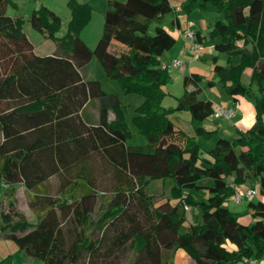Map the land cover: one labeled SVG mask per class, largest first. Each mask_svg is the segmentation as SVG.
<instances>
[{"label":"trees","instance_id":"obj_1","mask_svg":"<svg viewBox=\"0 0 264 264\" xmlns=\"http://www.w3.org/2000/svg\"><path fill=\"white\" fill-rule=\"evenodd\" d=\"M11 3L0 0L2 235L43 264H171L180 248L196 264L264 259V202L249 198V223L225 203L236 186H257L264 195V0H107L98 47L115 88L111 93L85 74L95 56L80 35L92 15L89 3L68 0L71 18L61 35L62 18L55 11L43 5L32 12V28L56 43V51L44 55L35 51L24 20L7 13ZM175 4L227 10L208 38L196 31V39L227 54L226 65L212 57V70L232 101L251 94L253 84L260 91L254 123L234 137H218L209 157L201 155L195 136L177 128L173 108L161 104L162 84L172 78L161 56L177 42L163 21L175 12L171 26H180ZM113 40L126 49H107ZM247 67L252 68L248 85L242 81ZM183 84L175 109L188 110L196 135L210 137L214 131L204 123L215 107L200 97L202 76L187 74ZM130 91L145 97L134 117L145 144L127 143L122 98ZM94 100L99 117L90 122L83 110ZM177 136L180 142L173 140ZM99 163L110 171L111 187L97 214ZM53 176L59 188L55 196L43 190ZM153 179H161L168 192L149 193ZM19 183L29 191L36 222L16 211ZM192 204L200 206L198 223L187 221L184 206Z\"/></svg>","mask_w":264,"mask_h":264},{"label":"rangeland","instance_id":"obj_2","mask_svg":"<svg viewBox=\"0 0 264 264\" xmlns=\"http://www.w3.org/2000/svg\"><path fill=\"white\" fill-rule=\"evenodd\" d=\"M82 3H89L92 8V15L90 21L81 28V37L93 48L95 49V56L90 64L85 68V74L89 78L99 79L102 85V88L107 92H114V85L109 78V76L105 73L101 63H100V54L102 52L101 47H98V43L100 41L103 24H104V14L107 8V0H78ZM173 3L178 2L180 0H171ZM47 6L53 11H55L62 18V27L58 34H63L68 26L69 20L71 18V9L68 6V0H12V3L7 8V13L11 16H17L24 20V31L27 32L28 37L33 42L36 52L38 54L44 55L49 54L56 51V43L50 39L46 38L43 33L35 30L30 25L28 19L32 12L35 9H38L40 6ZM226 9H218L216 7L211 8H193L190 10L184 8H178L177 14L181 18L182 25L181 28L177 26H171V20L175 15V12H168L165 14L163 24L168 28L176 37L177 42L175 45L166 50L162 56L161 60L163 64H171L174 56L176 55L183 61L182 66H173L170 65L169 69L172 72V78L167 82L162 84V90L164 95L161 98V104L166 108H173L170 112V117L177 124V128L186 131L192 136L199 138L197 142L201 146V155L209 157V149L212 148L216 140L218 139L217 135L214 138L205 135H196L194 132V128L192 125L191 114L188 110H178L175 109L178 103V97L182 95L185 90L183 84V78L185 75L190 74L191 72H199L203 77L202 80V92L200 94L201 98H207V96H212L213 98H217L220 104H225L230 97L228 91L225 88V85L214 72L211 70V62H210V54L208 52V47L206 45H212L211 41H208L200 46L197 50L192 51L191 55H185L184 52L179 54L180 49H182V41L183 38L181 36V31L184 28H191L196 32V29H200L204 35L208 38L210 36V31L213 28V25L220 18H226ZM185 25L184 27H182ZM102 28V29H101ZM181 36V37H180ZM183 40V39H182ZM185 47L188 49L190 47V41L188 39L185 40ZM190 44H189V43ZM110 51H121L125 50L126 47L122 43L113 40V42L107 47ZM185 51V49H184ZM221 64H227V54L223 53L221 58ZM185 67V68H183ZM215 76L216 82L214 85L208 84V79L213 78ZM244 84H249L248 77L244 76L242 78ZM252 93L243 96L242 99H245L246 102L250 103L255 107L256 97L260 95V91L257 85L253 84L251 86ZM145 97L142 93L137 91H130L124 94L122 98V111L124 114V120L126 122V127L128 131L127 135V143L128 144H145L147 143V138L143 132L140 131L138 125L134 121L135 115H137V108L143 103ZM216 102V101H215ZM89 108L94 107L95 102L89 104ZM249 116V119L252 117V111L249 110L246 112V117ZM225 118V117H221ZM213 139V140H212ZM173 140L180 142L179 136L173 137ZM98 175L100 178V192L102 193L99 201V206H97L96 213L99 214L100 211L105 207L106 197L109 195V189L111 187V173L107 168H103L100 163L98 164ZM250 183H256V179L251 178ZM19 186V185H17ZM147 191L152 194H160L163 192H168L167 188L163 187L161 179H153L148 182ZM43 190L46 193L55 196L59 192L58 188V179L56 176L50 177L44 183ZM196 198V197H195ZM254 199L264 198V195L258 194L253 197ZM249 198H243L241 202H235L231 197L226 199L225 203L227 206L235 212L240 217L249 216L250 208L247 206ZM30 194L28 189L23 185L17 187L16 190V211H18L22 216L30 220L31 222L37 221V216L34 210L29 205ZM4 211H7L8 205L5 200ZM188 222L198 223L201 221L200 215V206L199 204H192L188 210ZM16 218V216H15ZM142 243V239L137 237V247H139ZM178 260L171 264H181ZM0 264H43L42 260L32 257L26 254L22 249L19 248L17 243L12 240L5 238L0 231Z\"/></svg>","mask_w":264,"mask_h":264},{"label":"crops","instance_id":"obj_3","mask_svg":"<svg viewBox=\"0 0 264 264\" xmlns=\"http://www.w3.org/2000/svg\"><path fill=\"white\" fill-rule=\"evenodd\" d=\"M180 20H181V18H180ZM181 25H182V21L180 23V26H177V27L181 28ZM184 26L185 25H183L182 27H184ZM196 31H200L201 35L204 36L203 32L199 28L196 29ZM182 39H181V41L183 43L182 44L183 48L180 49L179 54H181V52H184L185 55H189L190 56L192 51H189V48L186 49L185 43H184V42H186L185 41L186 39L185 38H182ZM199 44H200V46H203L204 43H199ZM206 46L208 47V52L211 55L210 56L211 57L210 58V62H211L210 64H211V70H212V57L214 55H217L218 56V62L221 63L220 61H221L223 53H220V52L216 51L214 49V47H213V44L212 45H206ZM184 49H185V51H184ZM35 51H36V49H35ZM174 58H179V57H177L175 55ZM183 68H185V67H183ZM169 71H170V69H169ZM212 72H213V70H212ZM197 73H199V72H197ZM251 73H252V68L247 67L244 70V72H243L242 78L244 76H246L250 80ZM170 74L172 76V72L171 71H170ZM211 79H213L216 82L215 76L213 78H211ZM202 80H203V77H202ZM242 98H243L242 95H238L237 99L235 101H232L230 99V97H227V99H229V100L225 104L218 103L217 100H214V99H217V98H213L212 96H207V98H204V99L212 100L213 105H214L215 108L217 106H222V107H227V108H234V110H235V116H233L231 118H227V117H225V118H215L212 115V116H210L207 119V121L204 123V127L206 128V130L214 131L212 133V135L210 136L211 138H214L217 135H220V136H223V137H234V136H236L238 134L239 131L249 128L254 123V121H255V107L253 105H251L250 103L246 102L245 99H242ZM92 102H95V105H94V107L89 108V106H90L89 104L92 103ZM92 102L88 103L85 106V108L83 110V116H84V118H86L90 122H97L98 121V117H99V105H98V101L97 100H94ZM249 110L252 111V117L250 119H249V116L246 117V112H248ZM187 134H189V133H187ZM189 135H192V134H189ZM220 136H218V137H220ZM198 137H197V140L199 139ZM2 140H3V133L0 131V142ZM18 185L19 186H21V185L23 186V183H19ZM19 186H17V187H19ZM260 199L264 202V198H260ZM188 217H189V215H188ZM238 217H239V219L241 221H243L245 223L251 222V220H252L251 210L249 212V216H244V217L238 216ZM177 256L179 257V261H180L181 264H196V262L192 258H190L188 256V254L181 248L176 251L173 262H176V260H178V259H176ZM256 260H257V264H264V259H256Z\"/></svg>","mask_w":264,"mask_h":264},{"label":"built area","instance_id":"obj_4","mask_svg":"<svg viewBox=\"0 0 264 264\" xmlns=\"http://www.w3.org/2000/svg\"><path fill=\"white\" fill-rule=\"evenodd\" d=\"M175 6H176V9L179 8L178 4H175ZM181 36L190 41L191 44L189 47V51H194V50H197L199 48V43L196 39V32L191 28V26H189L188 28H184L181 31ZM164 65H167L168 67L170 65L181 66V65H183V61L179 58H174L172 60L171 64H164ZM213 116L215 118H221V117L231 118V117L235 116V110H234V108L217 106L215 108ZM3 186H7V184H3ZM257 192H258L257 186H250V187L236 186V191H235L234 195L232 196V199L235 202H239L243 198H246V197L251 198V197L255 196L257 194ZM184 208L189 209V207L187 205H185ZM238 264H257V260L254 258H245V259L241 260L240 262H238Z\"/></svg>","mask_w":264,"mask_h":264}]
</instances>
